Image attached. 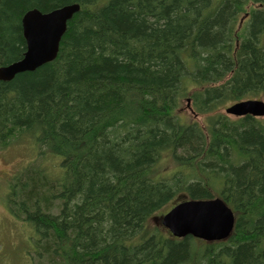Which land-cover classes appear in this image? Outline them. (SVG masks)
<instances>
[{
    "label": "trees",
    "instance_id": "obj_1",
    "mask_svg": "<svg viewBox=\"0 0 264 264\" xmlns=\"http://www.w3.org/2000/svg\"><path fill=\"white\" fill-rule=\"evenodd\" d=\"M72 4L58 57L0 81V150L30 139L39 158L9 183L32 231L16 264H264V119L218 112L264 101V0H0V67L26 51V12ZM216 197L227 240L156 222Z\"/></svg>",
    "mask_w": 264,
    "mask_h": 264
},
{
    "label": "water",
    "instance_id": "obj_2",
    "mask_svg": "<svg viewBox=\"0 0 264 264\" xmlns=\"http://www.w3.org/2000/svg\"><path fill=\"white\" fill-rule=\"evenodd\" d=\"M80 11L77 4L67 5L48 13L34 9L22 18L26 51L22 59L0 67V81L11 82L18 74L34 72L53 62L68 23ZM228 116L264 118L263 100H244L225 109ZM158 225L175 238L193 237L207 243L227 240L234 231L236 217L221 198L185 200L156 219Z\"/></svg>",
    "mask_w": 264,
    "mask_h": 264
},
{
    "label": "rangeland",
    "instance_id": "obj_3",
    "mask_svg": "<svg viewBox=\"0 0 264 264\" xmlns=\"http://www.w3.org/2000/svg\"><path fill=\"white\" fill-rule=\"evenodd\" d=\"M190 105L189 101L184 100L182 104L183 113L203 125L206 121V116H194L189 108ZM225 108H221L218 112L225 114ZM31 142L30 139H27L26 142L14 140L8 147L0 150V264H16L20 255H25L27 250L33 248L30 241L31 237H29L32 235L31 229L16 219L7 205L10 179L17 172L28 166L38 155V149ZM36 159L39 158L37 157ZM50 161H52L51 163L55 168L60 165V163L57 165L59 162L57 157L52 156ZM58 169L60 170V168ZM23 259L22 264H27V260Z\"/></svg>",
    "mask_w": 264,
    "mask_h": 264
}]
</instances>
